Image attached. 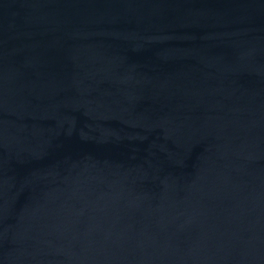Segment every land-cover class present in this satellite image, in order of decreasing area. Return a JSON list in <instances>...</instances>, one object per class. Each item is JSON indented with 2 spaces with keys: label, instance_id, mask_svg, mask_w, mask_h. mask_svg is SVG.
I'll list each match as a JSON object with an SVG mask.
<instances>
[{
  "label": "water",
  "instance_id": "95a60500",
  "mask_svg": "<svg viewBox=\"0 0 264 264\" xmlns=\"http://www.w3.org/2000/svg\"><path fill=\"white\" fill-rule=\"evenodd\" d=\"M0 264H264V0H0Z\"/></svg>",
  "mask_w": 264,
  "mask_h": 264
}]
</instances>
